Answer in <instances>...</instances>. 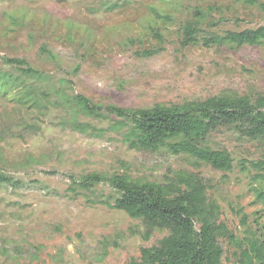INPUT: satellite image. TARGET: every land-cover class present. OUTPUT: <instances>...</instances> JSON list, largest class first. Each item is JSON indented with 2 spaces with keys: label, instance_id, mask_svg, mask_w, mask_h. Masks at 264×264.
<instances>
[{
  "label": "rangeland",
  "instance_id": "374dc122",
  "mask_svg": "<svg viewBox=\"0 0 264 264\" xmlns=\"http://www.w3.org/2000/svg\"><path fill=\"white\" fill-rule=\"evenodd\" d=\"M189 21L197 39L183 46ZM263 25L264 0H0V70L20 74L5 61L17 58L40 73L27 79L35 81L33 101L0 93V168L9 177L0 181V264H132L168 234L147 232L114 208L119 193L108 182L80 186L92 172L156 182L195 172L239 240L246 226L264 223L251 164L264 162L263 143L220 123L206 143L233 161L218 170L166 148L131 147L126 121L106 112L110 104L146 108L223 92L254 99L264 93V40L206 46L203 38ZM75 94L102 108L86 114L65 104ZM221 245L222 264H237L239 249Z\"/></svg>",
  "mask_w": 264,
  "mask_h": 264
},
{
  "label": "trees",
  "instance_id": "16d2710c",
  "mask_svg": "<svg viewBox=\"0 0 264 264\" xmlns=\"http://www.w3.org/2000/svg\"><path fill=\"white\" fill-rule=\"evenodd\" d=\"M255 4L256 0H241ZM195 14L201 15L200 9ZM195 23L182 26L180 44L186 46L197 39ZM158 36V34H155ZM264 40V25L240 31H228L224 35L203 38L206 46L211 44L256 45ZM42 50L53 56L51 50ZM153 51H143L150 55ZM54 57V56H53ZM7 63L18 65L20 74L11 75L0 70V93L18 92L17 101H33V85L38 70L26 65L24 59L7 58ZM26 65L23 67V65ZM36 78V79H35ZM32 92V93H31ZM42 94L44 90H41ZM31 94V95H30ZM67 105L86 114L99 112L102 107L89 102L82 94L65 95ZM106 112L115 113L127 126L125 140L140 150L166 148L173 154H184L204 162L218 170H230L232 157L222 149H213L206 143L209 132L220 123H227L244 139L264 144V93L254 99L247 95L223 92L204 99L182 104H154L146 108H123L106 106ZM258 169L253 188L256 200L264 206V162H252ZM0 168V181L8 180ZM106 181L119 193L113 207L140 219L147 232L165 229V235L157 245L143 247L140 258L132 264H222L224 249L221 240L238 248L237 264H264V223L257 222L252 229L245 227L246 234L240 240L233 230L220 220L219 204L207 196V185L195 172L180 171L165 182L138 180L124 174L105 176L97 172L86 174L78 183L89 187ZM245 215L241 217L243 224Z\"/></svg>",
  "mask_w": 264,
  "mask_h": 264
}]
</instances>
